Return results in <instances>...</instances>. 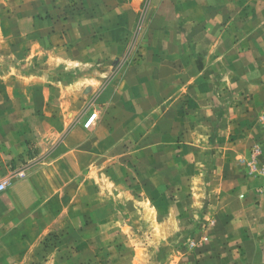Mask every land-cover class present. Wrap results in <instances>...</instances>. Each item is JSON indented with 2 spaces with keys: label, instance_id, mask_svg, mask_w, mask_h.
I'll return each instance as SVG.
<instances>
[{
  "label": "rangeland",
  "instance_id": "rangeland-1",
  "mask_svg": "<svg viewBox=\"0 0 264 264\" xmlns=\"http://www.w3.org/2000/svg\"><path fill=\"white\" fill-rule=\"evenodd\" d=\"M231 2L240 22L257 4ZM149 4L140 1L124 53L108 57L97 44H77L71 28L94 12L85 0H0V76L47 83L22 96L5 84L6 122L21 126L31 148L19 187L44 190L16 203L32 218L6 229V242L18 243H0V264H176L187 253L198 264L219 185L237 193L241 182L255 181L264 189V75L256 67L216 71L186 42L193 81L184 90L157 83L155 99L133 93L134 77L125 74L142 61ZM239 34L231 45L242 46ZM142 81L155 93L147 76ZM35 164L57 166L48 178L23 173Z\"/></svg>",
  "mask_w": 264,
  "mask_h": 264
},
{
  "label": "crops",
  "instance_id": "crops-1",
  "mask_svg": "<svg viewBox=\"0 0 264 264\" xmlns=\"http://www.w3.org/2000/svg\"><path fill=\"white\" fill-rule=\"evenodd\" d=\"M140 1L85 0L87 9L92 6L90 9L94 12L90 11L89 16L78 18L76 27L71 28L78 34L77 44L90 42L97 44L99 51L108 54V57L120 56L124 53L126 40L134 28ZM231 1L150 0L146 17L148 22L144 28L140 50L143 52L142 61L133 69L129 68L125 74L126 77H134L131 83L133 93L140 94V100L145 96L155 99L158 94L157 83H161L162 89L168 92L175 82L179 90H184L185 86L193 81L190 73H187L193 65L188 59L186 42L196 45L197 51L204 54L206 60L210 61V67L216 71L221 72L229 68L239 70L240 73L244 69L252 70L256 67L260 70L258 75H264V4L257 0L254 11L251 10L252 13L246 21L240 22L241 13H238ZM238 32L239 36L246 34L242 36V46L231 45L229 38H234ZM160 54L166 55L159 56ZM159 69L168 70V76L161 77ZM145 76L149 83L147 86L151 84L155 93L149 95L145 91L142 81ZM241 77H236L232 82L235 87L240 88L243 85ZM35 80L24 77L6 79L0 76V182H8L6 190L0 193V243L3 245L18 243L6 242V229L20 230L27 226L28 220L32 218L29 212L20 213L17 210L18 200L27 201L29 196L37 198L42 196L44 190L19 187L21 183L17 173L21 171L22 162L30 163L31 148L26 143L28 140L20 137V132H24L21 126H14L5 119L11 116L4 106L5 93L8 91L5 90V84L17 86L12 90V94L22 96L26 95L27 86L28 90L36 92L35 84H47L37 83ZM31 85L34 87L31 88ZM127 87L128 82L124 85V88ZM146 89L149 90L147 87ZM39 90L44 96L47 95L46 87ZM204 96L198 99H205ZM254 99L258 100L255 97ZM157 104L161 105V102ZM172 109L171 115L174 117L175 105ZM176 130L180 132L177 127ZM252 131H257V127L248 132ZM56 166L57 164H48L38 168L35 164L23 173L30 172L32 177L39 175L48 178L56 170ZM224 186L229 185L226 182L220 184L215 195L210 196L209 223L212 224L207 233L209 241L206 247L197 253L196 261L198 264H264V189L256 188L258 184L255 181L241 182L242 188L239 187L237 193H233V188L227 190ZM240 195L243 197L240 198ZM36 200L34 199L35 203ZM37 218L43 221L44 214H39ZM186 255V262H180L179 258L176 264H194L192 262L195 260L191 254Z\"/></svg>",
  "mask_w": 264,
  "mask_h": 264
},
{
  "label": "built area",
  "instance_id": "built-area-1",
  "mask_svg": "<svg viewBox=\"0 0 264 264\" xmlns=\"http://www.w3.org/2000/svg\"><path fill=\"white\" fill-rule=\"evenodd\" d=\"M95 118H96V114L92 115L87 122V126H90L95 120ZM6 186L7 183L5 181L0 182V193H2L5 190Z\"/></svg>",
  "mask_w": 264,
  "mask_h": 264
}]
</instances>
